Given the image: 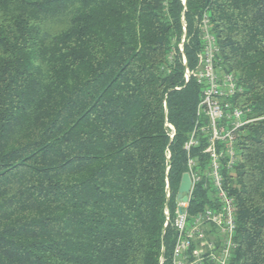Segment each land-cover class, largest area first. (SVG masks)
Masks as SVG:
<instances>
[{
    "label": "trees",
    "instance_id": "16d2710c",
    "mask_svg": "<svg viewBox=\"0 0 264 264\" xmlns=\"http://www.w3.org/2000/svg\"><path fill=\"white\" fill-rule=\"evenodd\" d=\"M205 15L255 120L222 170L232 264H264V0H0V264H173Z\"/></svg>",
    "mask_w": 264,
    "mask_h": 264
},
{
    "label": "built area",
    "instance_id": "2783aa9c",
    "mask_svg": "<svg viewBox=\"0 0 264 264\" xmlns=\"http://www.w3.org/2000/svg\"><path fill=\"white\" fill-rule=\"evenodd\" d=\"M200 28L203 49L198 67L194 71L186 69V80L194 77L203 91L197 108L196 129L185 146L191 191L187 202L177 200L173 264H232L239 247L237 205L225 188L222 170L224 166L232 168L237 164V142L243 129L255 120L248 118L249 109L235 102L243 92L235 75L222 72L217 65L219 46L206 15ZM180 50L183 51L182 44ZM199 137L206 139L204 154L209 160L208 167L202 171H198L199 163L190 156L191 148L201 143ZM204 182L205 186L208 182L214 191V206L191 219L188 207L193 191L196 185ZM165 214L167 222L170 221L168 209Z\"/></svg>",
    "mask_w": 264,
    "mask_h": 264
},
{
    "label": "water",
    "instance_id": "95a60500",
    "mask_svg": "<svg viewBox=\"0 0 264 264\" xmlns=\"http://www.w3.org/2000/svg\"><path fill=\"white\" fill-rule=\"evenodd\" d=\"M184 4H186V0H183ZM190 81V78L188 77L187 82ZM173 137V136H172ZM191 191V178L188 173H185L182 177L179 193L177 196V200H182L183 202H187L189 200L188 194ZM169 200V196H168Z\"/></svg>",
    "mask_w": 264,
    "mask_h": 264
}]
</instances>
